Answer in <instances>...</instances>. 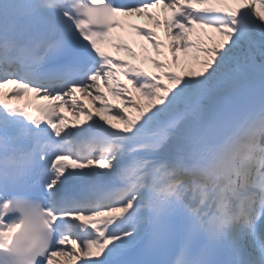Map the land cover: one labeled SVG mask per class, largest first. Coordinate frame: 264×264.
Here are the masks:
<instances>
[{
	"label": "snow or ice",
	"instance_id": "snow-or-ice-1",
	"mask_svg": "<svg viewBox=\"0 0 264 264\" xmlns=\"http://www.w3.org/2000/svg\"><path fill=\"white\" fill-rule=\"evenodd\" d=\"M0 264H264V0H0Z\"/></svg>",
	"mask_w": 264,
	"mask_h": 264
},
{
	"label": "bare ground",
	"instance_id": "bare-ground-1",
	"mask_svg": "<svg viewBox=\"0 0 264 264\" xmlns=\"http://www.w3.org/2000/svg\"><path fill=\"white\" fill-rule=\"evenodd\" d=\"M138 23L140 24H146L147 26H148V23H150L151 24V22L150 21H147L146 19H138ZM129 39L131 40V43H134V42H136V39H138V37H136V36H134V35H132V36H129ZM133 64H135L136 65V63H133ZM28 100H32L33 102H36V103H39V102H41V101H37V100H35V98H34V96H28V97H25V101H28ZM109 101L110 102H120L119 100H117V99H114L113 97H111V96H109ZM24 102V101H23ZM22 102V103H23ZM84 103L85 104H88L89 105V107H91V102H90V100H87V99H85L84 100ZM60 112L63 114V115H65V116H67L69 119H71V120H75L76 119V117H74L73 115H72V113H71V111L69 110V109H67V108H61L60 109Z\"/></svg>",
	"mask_w": 264,
	"mask_h": 264
},
{
	"label": "rangeland",
	"instance_id": "rangeland-1",
	"mask_svg": "<svg viewBox=\"0 0 264 264\" xmlns=\"http://www.w3.org/2000/svg\"><path fill=\"white\" fill-rule=\"evenodd\" d=\"M153 51V54H151L150 56H152L153 58H157V59H163L162 57H156L155 56V52H154V50H152ZM130 58V57H129ZM142 58V57H141ZM131 59H135V60H138L139 59V57H137L136 56V58H133V57H131ZM149 71H155V69L152 67V65H151V67H150V70ZM109 118H110V116H109Z\"/></svg>",
	"mask_w": 264,
	"mask_h": 264
}]
</instances>
